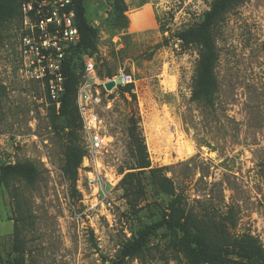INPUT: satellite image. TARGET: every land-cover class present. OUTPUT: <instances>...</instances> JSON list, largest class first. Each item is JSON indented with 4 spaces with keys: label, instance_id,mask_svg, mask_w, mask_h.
Masks as SVG:
<instances>
[{
    "label": "rangeland",
    "instance_id": "rangeland-1",
    "mask_svg": "<svg viewBox=\"0 0 264 264\" xmlns=\"http://www.w3.org/2000/svg\"><path fill=\"white\" fill-rule=\"evenodd\" d=\"M123 1L126 26L119 28L111 21L112 0H84L98 39L96 53L76 57L83 74L85 61L93 59L99 78L123 72L131 83L113 94L116 111L108 127L115 142L103 165L86 160L78 134L86 155L75 198L62 173L66 131L44 86L21 71L20 20L2 29L0 168L29 161L42 173L33 186L16 184L31 215L25 264H190L165 227L150 237L141 257L123 256L134 231L160 221L170 202L148 173L141 176L146 195L136 216L123 197L120 181L136 171L126 134L132 115L139 118L152 167L165 168L188 211L199 218L232 211L233 234L250 233L264 246V0H241L214 29L219 92L211 108L191 100L199 49H182L175 36L201 22L212 0ZM165 38L169 45L154 50ZM13 217L10 196L0 187V264L20 256L13 250Z\"/></svg>",
    "mask_w": 264,
    "mask_h": 264
},
{
    "label": "trees",
    "instance_id": "trees-1",
    "mask_svg": "<svg viewBox=\"0 0 264 264\" xmlns=\"http://www.w3.org/2000/svg\"><path fill=\"white\" fill-rule=\"evenodd\" d=\"M240 2L241 0H212L201 22L175 36L182 49L193 46L199 49L191 100L206 108L213 107L219 92L216 74L219 55L214 29L228 9ZM74 4L81 40L72 48L65 60L66 92L62 97L61 106L57 109L51 105L53 116L61 120L62 128L66 131L62 173L69 183L72 198L79 194L76 188L78 171L86 155L85 150L78 143L82 122L76 97L77 87L83 75V65L78 59L79 54L96 53L98 39L97 28L87 21L84 0H74ZM112 5L113 25L125 28L126 23L123 22L127 19L124 16L127 8L124 1L112 0ZM15 18L20 20L19 1L0 0V43L4 39L2 29L7 22ZM168 45L169 40L165 38L161 44L155 46L154 50ZM111 76L112 74L107 72V77L111 78ZM130 87L127 86L129 91H131ZM132 98L136 99L134 94ZM139 123V118L135 115L130 116L127 121L126 134L135 160L136 171L125 174L120 181L119 186L123 191V197L133 216H136L140 210V203L146 195L141 176L148 173L152 184L170 197V202L160 221L138 228L134 231L133 238L123 244L124 258L141 257L150 237L165 227L170 233L171 245L178 252H184L190 264H264V246L257 237L250 233L233 234L232 231L237 227V220L232 211L223 216L199 218L186 209L183 196L177 192L172 179L165 174V168L152 167ZM41 174L37 166L29 161L4 165L0 168V187L8 192L14 213V217L11 218L14 221L13 250L20 255L11 264H25L24 230L31 222L23 193L21 194L16 184L24 183L33 186Z\"/></svg>",
    "mask_w": 264,
    "mask_h": 264
},
{
    "label": "built area",
    "instance_id": "built-area-1",
    "mask_svg": "<svg viewBox=\"0 0 264 264\" xmlns=\"http://www.w3.org/2000/svg\"><path fill=\"white\" fill-rule=\"evenodd\" d=\"M18 1L21 71L27 80L41 83L48 101L59 109L66 92L65 60L81 40L74 0ZM192 2L200 3L201 0H188V3ZM84 71L77 87L76 104L85 149L89 155L86 160L98 166L103 165L104 152H108L115 142L108 127L111 124L108 123L110 114L116 111L113 94L118 87L130 84L131 79L123 72L111 78H99L93 59L85 61ZM111 81L115 85L108 90L106 84Z\"/></svg>",
    "mask_w": 264,
    "mask_h": 264
},
{
    "label": "water",
    "instance_id": "water-1",
    "mask_svg": "<svg viewBox=\"0 0 264 264\" xmlns=\"http://www.w3.org/2000/svg\"><path fill=\"white\" fill-rule=\"evenodd\" d=\"M114 85H115L114 81L108 82V83L106 84V88H107L108 90H110V89H112V88L114 87Z\"/></svg>",
    "mask_w": 264,
    "mask_h": 264
}]
</instances>
